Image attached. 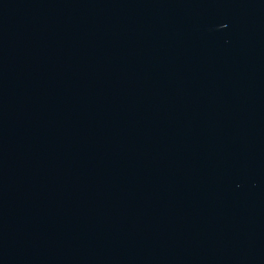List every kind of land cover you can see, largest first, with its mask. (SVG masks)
Wrapping results in <instances>:
<instances>
[{
  "label": "water",
  "instance_id": "water-1",
  "mask_svg": "<svg viewBox=\"0 0 264 264\" xmlns=\"http://www.w3.org/2000/svg\"><path fill=\"white\" fill-rule=\"evenodd\" d=\"M0 264H264V0H0Z\"/></svg>",
  "mask_w": 264,
  "mask_h": 264
}]
</instances>
